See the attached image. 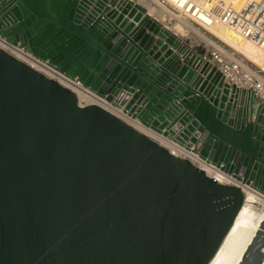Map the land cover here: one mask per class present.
Returning a JSON list of instances; mask_svg holds the SVG:
<instances>
[{"label": "water", "instance_id": "water-1", "mask_svg": "<svg viewBox=\"0 0 264 264\" xmlns=\"http://www.w3.org/2000/svg\"><path fill=\"white\" fill-rule=\"evenodd\" d=\"M0 38L264 195V106L236 112L140 4L0 0ZM243 201L0 47V264H208Z\"/></svg>", "mask_w": 264, "mask_h": 264}, {"label": "built area", "instance_id": "built-area-1", "mask_svg": "<svg viewBox=\"0 0 264 264\" xmlns=\"http://www.w3.org/2000/svg\"><path fill=\"white\" fill-rule=\"evenodd\" d=\"M160 8L172 7L180 17L190 20L202 29H209L213 26H225L233 30L241 39L251 41L261 49V57L256 67L251 68L240 59L234 57L229 48L213 37H200L201 49L195 53L189 52L185 60H192L197 54L201 57L202 63L209 64L208 72L214 68L208 82L216 86L220 78L227 84L229 90L235 87L238 90L237 97H229L234 110L240 113H247L250 99L256 100L260 106H264V0H149ZM8 44V43H7ZM10 45V44H9ZM16 58L25 62L32 68L45 76H50L64 87L70 89L78 96H85L82 105L104 103L109 107L116 105L99 96L89 88L85 87L77 78H71L58 71L47 61H43L26 52L19 46L10 45ZM11 54V53H10ZM239 57V55H238ZM216 73L219 78H216ZM54 77V78H53ZM216 81V82H215ZM243 92V93H242ZM79 103V101H78ZM257 113L264 123V112L257 108ZM128 117L138 122L149 132H154L164 144L157 142L172 155H175L190 165L202 170L206 176L222 184H235L240 182L232 173L221 169L215 163L199 156L198 153L187 150L183 145L172 139L163 136L150 127L144 126L136 117L125 111ZM145 134V133H144ZM148 136V135H147ZM154 140V139H153ZM241 187V186H240Z\"/></svg>", "mask_w": 264, "mask_h": 264}, {"label": "bare ground", "instance_id": "bare-ground-1", "mask_svg": "<svg viewBox=\"0 0 264 264\" xmlns=\"http://www.w3.org/2000/svg\"><path fill=\"white\" fill-rule=\"evenodd\" d=\"M132 1L144 7L151 18H154L158 22L163 21V27L168 31H172L169 30V25H172L171 22L174 20L179 22V24H175L176 26H174V28L176 27L180 30L184 27L182 25V21L184 23L186 22L189 24H195L188 19L180 17V15H178V13L170 6H168L169 11L166 9L168 18L166 21H164L163 19L166 16L163 15L162 11H160L162 8L144 0ZM162 10L164 11V8ZM197 29L201 31V34H203L204 37H213L215 40H218L220 43H223L226 47H228L229 50H233L235 54L239 55L243 62L246 61L250 63V65L254 66V68L256 67V63L261 57V49L255 43L239 38L233 30L225 26H213L209 29H202L201 27L197 26ZM174 34L178 41V47L180 48L181 53H195V51L190 49V47L180 37H178L175 32ZM0 47L15 55L13 53L14 51H9L12 49L11 46L1 38ZM84 98L85 96H78L80 105L85 102ZM98 105L115 114L140 132L145 133L148 135V137L160 142L161 144H164L154 132H149L138 122L133 120L131 117H128L123 107H109L104 103H98ZM240 186L244 193L243 204L239 209V212L235 217L231 228L224 237L220 247L208 264H239L245 248L256 241L261 242L263 248V257L260 264H264V195L256 192L255 189H252L249 186L242 184H240Z\"/></svg>", "mask_w": 264, "mask_h": 264}, {"label": "rangeland", "instance_id": "rangeland-1", "mask_svg": "<svg viewBox=\"0 0 264 264\" xmlns=\"http://www.w3.org/2000/svg\"><path fill=\"white\" fill-rule=\"evenodd\" d=\"M134 1H136V0H134ZM144 1H146V2H148V3H150V1L149 0H144ZM157 9L159 10V8L157 7ZM163 9V8H162ZM162 9H160V11H162L163 12V15H165L166 17V19L164 18L163 20L164 21H166L167 20V18H168V14H167V12H166V9L168 10L169 8L167 7V6H165V8H164V11L162 10ZM169 11V10H168ZM162 14V13H161ZM160 23H162V25H163V21H161ZM172 23V25L170 24L169 25V30H172L173 32H175L176 33V35L178 36V37H180L189 47H190V49H193V50H196V52H198V50L199 49H201V46H200V44H199V38L200 37H204V35L203 34H201V31H199V29H197V25H195V24H189V23H184L183 21H182V25L184 26L181 30L180 29H177L176 27L174 28V26H176L175 24L176 23H178L179 24V22L178 21H172L171 22ZM230 52H231V54L234 56V57H236L237 59H240V57H238V55L237 54H235L234 52H233V50H230ZM245 63V62H244ZM246 65H248L250 68H251V65H250V63H248V64H246ZM256 192H258V191H256ZM258 193H260V192H258Z\"/></svg>", "mask_w": 264, "mask_h": 264}, {"label": "flooded vegetation", "instance_id": "flooded-vegetation-1", "mask_svg": "<svg viewBox=\"0 0 264 264\" xmlns=\"http://www.w3.org/2000/svg\"><path fill=\"white\" fill-rule=\"evenodd\" d=\"M16 55V54H15Z\"/></svg>", "mask_w": 264, "mask_h": 264}]
</instances>
